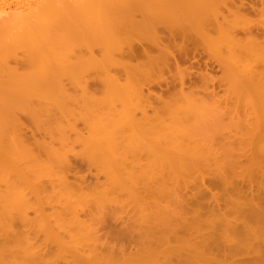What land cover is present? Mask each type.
<instances>
[{
    "label": "bare ground",
    "instance_id": "1",
    "mask_svg": "<svg viewBox=\"0 0 264 264\" xmlns=\"http://www.w3.org/2000/svg\"><path fill=\"white\" fill-rule=\"evenodd\" d=\"M29 1H20V3L23 4V6L25 2L29 5ZM2 2L3 1L0 0V55L5 51V49L9 50L10 48H13V51H17L16 48L25 47L24 49L26 50V52L28 50L29 52L36 54L35 58H37V60H35L34 63V74H32L33 72L30 71L32 74L29 75L31 76V80L26 79V76L23 75L24 72L22 74L23 76L19 74L23 77H19L20 80H18L16 78L17 76L15 75H13V77L10 76L11 80L10 77H8L10 81L13 82L12 79H14V83L18 84L14 86V83L10 82V84L14 86V88H11V85L3 80L2 74L4 72L6 73V71L8 70L10 71L7 72L8 75L13 73L11 69H13L17 74L15 70L16 67H8L10 64L7 66V62H4L11 60V57L9 60H2L4 56H0V115H5L4 118L6 119V116H8L9 112L8 108H14L13 113H15V111H17L16 109L18 108H20V110L24 109V105H27L29 103L27 102L28 99L26 100L25 98L29 95L26 96V94L28 92H31V95H33V91H35L37 94L38 92H48V89L50 88H48V85L51 83L50 81L54 80V77L56 79V81L54 80V82L56 83V85L59 84L60 86V88L58 87L59 89L57 90V92L59 91V95L56 94L55 98L62 96V98L60 99L62 100L61 102L63 104H61L63 106L60 105V103H57L59 107H65L66 110V108L69 107L67 106V103L71 105H73L72 102L75 105L76 103H81L83 105L80 104V107L83 106L82 109H86L85 111L87 113V116H91L90 118L94 117V114L99 116V113L103 112L100 111L102 109L101 107H104L103 109H107V107H109V109H111L112 111L109 109L107 110L108 112H111L108 113L106 112V110H104L102 116L101 114L99 117L95 116V119L87 118L85 116L86 113H84V116L87 118V120L90 119V121L86 120L87 122L82 120V118L84 119L85 117L83 116V113H81L82 111L80 112L82 115L81 120L85 124V129L88 131L87 134H89V137H91V140H88H90L91 142L93 141L94 144H92L94 145L93 147H95V151L91 147L92 145L89 144L90 146L87 147L90 149V151H94V153H92L96 155L97 158L100 159V161L102 159L105 161L102 162L107 163V167H109V178L113 176L111 180H114V178L116 177L113 183H119L118 186L122 185L123 183H126L128 185L129 183V186H127V188L125 189H128V191L134 197V200H136V205L140 210V215L137 220H140L132 222L133 217H130L131 220L128 219V221H131L134 226L141 231V234H139L136 238H132V240H134L138 244V250H136V253L130 254L126 250H121V255H116V252L113 250L104 253L102 250H100L99 240L101 236L99 235V233L101 229L104 230L103 227L105 225H103V223L101 222L96 224L95 220L93 219L85 220L82 219L80 215H76L78 214V212L74 207L75 204H72L73 206L71 205V207L69 208H67L68 206L66 204L64 205L67 206L66 208H64V211L65 209L66 211L67 209H72L76 212L73 213L72 210H69L73 213H71L72 217L69 216L70 218L66 216L67 218L63 219L62 216L64 215V211L62 212L63 214L61 213V211H59V213L62 214V216L60 215L62 218L54 217L52 215H47L45 217L41 215L43 212L40 211V209L37 210L36 205L38 204L37 207H39V205L40 207L42 206L40 200L42 199L41 197L43 195H39L41 197L37 196L40 192L44 191V186L39 182L43 181L45 176L48 177L51 171L52 173L56 171H53V166H51L53 169L52 170L51 167H49L48 165L46 166V163H44L45 165L42 164V161L49 151V154L53 155L51 152L53 150H48L49 147H46L45 145L43 146L44 154L41 152V154L39 155V152H36L35 148L40 146L39 149L37 148L38 150H40L42 142H40L41 144H39L38 141L35 142L34 139H32V141L34 142L32 144L29 140L30 138H26L23 134L24 132L22 133V130L24 131L25 128H19L18 125H13V129L11 130L17 129L18 127V132H14L15 135H12L11 139H13L14 136L18 137L17 140L20 143L14 138L17 142V144L16 142L15 144L20 147L19 148L18 146H16V149L18 147V153L20 155L21 153H23V157L21 158H23V160L25 158L26 161H23L22 166H19L21 164V159H16L15 157L11 156L12 154H10V152L8 153V151L11 150L8 146H11L9 144H12L10 142H12L13 140H11L10 137L8 138L9 135H6L7 129L5 128L4 130L3 127L5 126V124H3L2 126L1 123L3 122H1L0 175H2V172L6 168L4 158L7 154H10V160H14L15 158V161L13 162L12 160V162L16 166L14 164L11 165L10 163H8L9 166L11 165V167H17V164H19L16 168V170H18L17 173L19 174L17 175L16 173L15 177L19 176L20 171L24 169V173L26 174L27 178L31 179L33 183H30V185L29 183L27 185L25 184V188L29 190V192L22 187V190L21 188H18V193H15L17 188L15 189V187H13L12 185H8V183H6V181H3L4 179L0 177V184H2L0 185V187H3V183L5 182L8 186H10V189L5 185V183L4 185L9 190H11V192L8 191V189L4 186L3 188H5L6 190H1L2 195L0 194V264H53L52 261L50 262L51 259L49 258L51 250L49 247L50 245L56 246L57 248L62 250V253H64L65 255H69H67L68 259L66 260L67 262L65 264H136L134 263V261H137L138 263L141 262L142 264H264V207L257 202L256 195L252 188L253 185L251 180L255 174L256 177H259V179L262 178V180L260 179V181L264 183V141L260 142V140H264V134L260 133L261 129H264V122L262 123V120L264 121V115L261 113L264 109V9L261 10V14H263V17L261 16L262 19L260 20L261 23L259 22L258 24H255V21L248 19V14L250 12L257 14V8L254 5V2L253 4L249 5L245 0H31L30 3H34L30 4L28 8L27 6H25L27 9L21 12H16L19 10L17 9L18 6L20 7L21 5L20 3H17L19 5L16 6L17 10L14 8L16 11H14L13 13H11L10 11L5 13L7 8L4 10L3 7H1ZM257 2L259 4H263L264 0H257ZM250 3L252 2L250 1ZM146 9H148L147 17L150 19V21H147L149 19L144 17V20L142 19L138 21L139 19H136V14L139 13L137 15L142 16V11L146 12ZM259 9L260 8H258V10ZM8 10H11V8ZM7 13L9 15L5 16ZM141 21H146L148 25L145 26L144 23H140ZM65 27H67L68 29L65 30ZM56 28H60L61 30L64 29L63 31L68 35L62 33L63 36H61V34L60 38L59 35L57 37V35L55 34V30H57ZM145 32H148L149 37L143 40L139 38L140 36L137 37L138 34ZM130 34L131 37L129 36ZM240 35H244L243 38ZM127 36H129L130 38H127ZM67 38L70 39V42L72 41L71 44L68 42L70 46L76 44L74 41H76L77 39L78 42L80 40H85L88 42L89 46L86 44L84 45L88 46V49L90 48V55L87 60L86 58H84L85 65L84 67H82V71L88 69L86 68V64H89L90 66L92 65L93 69L97 68V72L99 71L98 69H100L101 71L102 66H100L99 64L98 68L96 58L94 57V55L97 54L94 53V46L101 48L100 51L103 49L107 58L104 57V55L102 54L103 52H98L101 53L100 55H102L104 59L106 58L109 60L108 55L111 56L115 51L114 54L116 53L117 56L121 55L122 58L126 57L125 55H127L126 59L129 58L130 60L131 58V62L134 59L137 60V58L139 57L140 59L142 58V61L136 63V65H132L129 63L127 64L128 66L126 64L124 65L123 63L124 66L128 67H123L124 70L126 69V71H123V69H121L122 65H120V70L125 72L126 75V78L124 79L125 81L123 82L120 81V77L116 75V72H114V74L111 73L112 70L109 71V69L107 68L108 72H106L104 69L107 75L102 73L101 75L105 79L100 78V81L104 80V82L102 81L104 83L103 89L102 87L100 89V85H97V88H99L98 90H96L97 88L95 89L96 92H93L94 88L92 89V92L94 94L96 93V96H94L92 93L91 94L93 96L90 95V93L89 95L88 93H82L81 96L83 98L80 97V94L74 96V94H76L75 92L74 94H71L68 91L70 88H65L64 84H66L67 81L65 80V82L62 79L63 76H59V74H61L60 72H58L60 68L55 65L56 63L54 64L51 62V59H53L54 57L51 54L55 55V49L53 50L54 47L52 46L54 45V40L61 39L60 42L62 40V42H64V39H66V41L68 40ZM180 39L182 40V43L176 42ZM145 40L147 41V43H150H148L149 47L152 45L150 47L151 49L145 47V45L143 44V42H146ZM81 41L79 45H76L82 47L81 44H83V42ZM58 44L61 43H59L58 41ZM76 45L75 47H77ZM75 47L74 51H79L75 49ZM152 48H154V50H156L157 52H154ZM11 50L12 49H10L9 51L11 52ZM61 51L59 50L60 55L62 56ZM86 51L88 52V50ZM122 54L125 55L123 56ZM60 55H55L59 57H56L58 60H60ZM69 56L70 57L67 60H70L71 57L74 58V56ZM75 56L78 57V55L76 54ZM196 56H199L201 58H203V56H207L208 58L207 60H202L200 58L197 59ZM24 57L25 56H23V58ZM83 57L80 58L82 59ZM120 58L121 57L117 59ZM16 59L17 58L13 59V62L15 60V62L17 63L18 59L17 61ZM110 60L113 61L111 57ZM54 61L56 60H53V62ZM62 61H65V59L63 60L62 58ZM74 61L68 62L70 64L67 63L66 69L63 66L64 70L67 71H64L62 67L61 69L67 73L68 71L70 73L72 71V74L76 71L80 72L81 70L76 69L77 65ZM9 62H12V60ZM73 62L76 66H69L72 65ZM104 62L105 61L103 60V65ZM29 63L33 64L31 60ZM82 63L78 62V65L81 66L80 64ZM125 63H127V60ZM194 63H196L198 67L195 69L204 70L202 69V67L205 68V72H199V77H197L199 79L202 77L200 80L205 78V80H203L204 82H209L206 80V77H208L206 76L207 74H205L208 73L206 71L214 70L213 67L215 66H217L218 69L222 71L223 76L218 78L219 80L217 78H213V76H210V72L208 77V80H210V82L215 79V83L217 80L220 83H224V85L226 86V92L224 93L225 95L222 96L223 99L222 97H220L222 100L218 97V94L215 91L212 92L214 93V95L215 93L217 95H210L209 99L207 98L208 101L204 99L205 97L202 98V95L199 96V93L195 96V94L191 90L190 92L184 91L185 87L188 88V86L192 85L193 87L194 84L196 85V83L192 84V82H196L192 78L194 77V79H197L195 78V71L191 72L192 67H194ZM107 64H110V62L108 63L107 61ZM181 64H185L186 66L187 64H190V67L182 68L180 66ZM94 65L97 66L94 67ZM129 65H132L131 69L129 68ZM53 66H55L56 68ZM30 69H32V67H29V70ZM172 69L176 70V74H173L172 80H169L171 79V77L166 78L164 77V75H166L167 72L169 74H172ZM90 70L92 72L91 68ZM27 71L28 69L25 72ZM117 71H119V69ZM79 72H76V74H78ZM81 72L78 74L79 76L75 74L74 78H81L80 76L84 78V74H82ZM19 73H21V70L19 71ZM67 73L62 75L65 76ZM70 73L69 75H66L68 79L65 77V79H67L68 81L71 80L69 76H71L72 74ZM56 74L59 76L60 81L57 79ZM33 75L35 76V79H32V77H34ZM87 75H85V78ZM91 75L92 74H90L89 76ZM101 75L98 76L100 77ZM155 75L158 79H155ZM29 76L27 77L29 78ZM210 77H212V79ZM51 78L53 79L51 80ZM71 78L73 77L71 76ZM62 81L65 82L63 86H61ZM54 82L52 84H55ZM190 82L191 85L189 84ZM163 84H166L167 87H181L180 91L178 90V93L177 91H175L177 94L175 92L173 94H168H171L170 98H173L169 100L168 97V100L165 103L166 105L162 103V105H164L165 107L164 110H175L180 108V106L182 105V109L184 108L189 110L193 105L194 107L192 109H194L195 107H197V109L198 107L199 109H205L206 107V109L212 110L213 108V110H216L217 108L221 107L222 112L223 108H225L224 112L222 113L223 118L225 116L231 118L233 115L232 113H234L233 117L235 115L236 117H238L237 122H235L236 125L234 124V128L237 132L234 129L229 132L228 129L226 127L225 128L230 134L231 132L237 133L235 136H232V142L235 141L236 144H234V142L233 144L238 147L240 146L241 148L239 147V150L241 151H238L236 153V147L234 148V145L230 144L231 142L228 141L229 147L233 153L229 151L231 155L229 154L230 156L226 157L225 153L222 152L221 154L223 155L219 156L220 153L218 154L217 148L213 147L212 145L215 139H212L211 142V140L209 141V138H205L204 140L202 137H197L201 133L200 129H202L203 126H200L202 124L200 125L198 123L197 125V122L191 123L190 121L189 123L182 122L188 124L186 125L185 129H183V124L181 123V121H175L177 120V116L174 117L173 115H176L180 109H178L177 112L173 111L175 113L173 115L171 114L172 116L170 118H167V120L163 118L164 116H161L162 112L160 110L159 111L161 112V115H159V113H157L156 115H149L147 110L148 108L145 106V104L148 105V100L151 97L149 96V94L144 95L145 92L143 91V88L154 85L160 86L161 88ZM205 84L208 85V83ZM7 87L10 89L8 90ZM88 87L89 86H87V90ZM79 88L81 90V87ZM99 89L102 90V92L104 91L103 93L101 92L102 96L105 95L104 97L101 96L102 99H100L99 95L97 94L99 93L98 91H100ZM35 92V95L33 96H35L34 98H37ZM19 95L20 97L22 96L25 98V104L23 103L24 101L22 102L23 108H21L22 104L17 99V96ZM49 95H51V97H49L52 99V93ZM89 96L91 97L89 98ZM97 96L99 99L97 98ZM160 98L163 99V96H160ZM50 100H45L46 102L44 104V107L42 106L41 109L45 108V106L47 107V104L49 103H47V101ZM36 101L38 102V100ZM40 101H42V99ZM231 101H234V103L232 102V104H234L233 106H229V102ZM245 101L248 102H246L245 104L249 105V109H247L246 112H248L249 110L250 115H248L249 113H245L246 116L244 115V117L246 122L249 123L243 122L244 119L242 117V111H239L240 106H243L241 105V103ZM7 102H9L10 104L7 105ZM16 103H20L21 106ZM211 103L213 104L211 105ZM219 103L223 105L220 106ZM64 104H66L67 107ZM103 104L108 105L106 107V105L104 106ZM175 104L181 105L176 106ZM204 104L207 105L204 106ZM216 104H218L219 106ZM15 105H18L19 107H16ZM84 105H86L88 108H85ZM100 105L102 106L100 107ZM173 105H175L174 109L172 107ZM3 106H5L4 109L2 108ZM187 106L190 107L188 108ZM48 107H51L50 104L48 105ZM25 108H29V105ZM52 108L53 107H51V109ZM257 108H259L258 111L262 109L261 112H256ZM12 109H10V112H12ZM46 109L41 110V112L46 111L45 113L48 114L47 111L49 110ZM88 109H91L94 112H89ZM66 111L65 113H67ZM180 111L179 113H182ZM68 112L71 113L70 110ZM190 112L192 111L190 110ZM90 113H92L93 115H90ZM138 113H141V115L139 114L140 117ZM183 113L185 114V112ZM260 113L263 116H261L262 118L260 117ZM72 114L74 115V113ZM186 114H188V112ZM248 116H250V118L252 116L254 120H251ZM8 117L10 118V116ZM250 121L254 122L250 123ZM10 122H12V120ZM10 122H8V124ZM17 122L19 124V121ZM77 122H79L78 119ZM75 124L76 123H73V125ZM20 125L21 124H19V126ZM70 125L73 126L72 124ZM217 126L214 125V127ZM67 127L69 126L67 125ZM75 127L77 126L75 125ZM20 130L21 133H19ZM68 130H70V128ZM225 131L226 130L223 129V132ZM189 132H191L192 135H190L191 133ZM208 134L210 135V133ZM261 134L263 135V139L261 137ZM212 135L213 134L211 133V138H213ZM61 136L60 138H63ZM5 138L10 139L11 141ZM79 138L81 139L80 135ZM6 140L8 141V143H6ZM59 140V143L63 141L62 139ZM206 140H208V143L211 142V144H207L205 142ZM80 143H82L83 145V142ZM259 143H263L262 146L259 145ZM257 144L259 146H257ZM224 145L226 146V144ZM32 146H34L35 148H33ZM256 147L258 149H256ZM16 149H14V151L11 150V153H17ZM235 149L236 151H234ZM20 150H22L23 152H21ZM59 151L60 150H57V152ZM59 153H56L59 157L54 154V157L56 156L58 160H60V157L62 156L60 155L62 152L60 154ZM42 154L44 157L42 156ZM90 154L91 152L89 153V155ZM224 155L225 157H223ZM41 156L43 157V159H41ZM8 157H6V159ZM46 158H48V161L51 160H49V157ZM60 161L67 167H65L66 169L64 168L65 172L64 170L56 171L58 172L57 177L60 185L62 186V189L65 191H69V193L71 191L70 194L67 193L66 195L70 196L72 193H75L74 191L76 190L81 191L83 189H86V186L85 188L79 186L78 188L80 189L75 188L74 186H76L77 184L75 185V183L72 184V182H69L70 176L68 174V169L71 167L73 168V165L69 160L67 161L66 158L64 160L62 158ZM95 161L99 163L98 159H96ZM43 162L47 161L44 160ZM97 162L95 163L97 164ZM25 163H29V165H25ZM234 163L236 165H234ZM52 164H54V162ZM226 167L231 168L228 174L227 171H225ZM18 168H22V170ZM8 169L11 170L10 168ZM12 170L11 172L13 173L14 170ZM43 170L51 171L46 172L45 174V172H42ZM15 172L16 171H14V173ZM36 172L37 175L39 174L38 172H40L38 177H40L42 180L36 179ZM9 173L6 174L11 175V173ZM47 173L49 174L47 175ZM103 173L107 174V172ZM151 173L154 174V177L152 176L153 174L150 175ZM53 174H51L49 177L53 176ZM150 176H152L153 178H150ZM180 176L183 178L182 183H184V185H186L187 179L192 176L200 179L202 183L201 187L205 191H201L198 196L194 197L196 198V200H198L199 196L202 200L205 199V197H209L212 202L209 204L207 203V206L205 207H200L196 200L192 202L179 201V205L174 209L166 207V209H163L162 207H160L158 204V201H160L159 196L164 198L165 196L173 194L174 191L180 189L178 186L179 183L177 184V182L179 181L178 178ZM12 177L15 179L13 175ZM19 179L20 178L17 177L16 181H19ZM45 179L48 180L49 178ZM167 180H169L170 184L173 183V186L168 185ZM48 181L51 184V181ZM172 181H176V185ZM108 182H110V180H108ZM116 185L113 184V188L111 190L107 188L105 189L107 191L109 190L108 192H111ZM16 186L18 187V185ZM220 186L224 188L226 192L225 196L213 193L212 188L217 189L220 188ZM260 186H263L264 191V184ZM2 187L0 189H2ZM50 188L56 191L57 186L55 188ZM121 189V191H125L124 188ZM5 191L8 194V198L6 199L5 197L7 196V194ZM113 192L115 193L117 192V190ZM9 193L14 194L10 195ZM56 193L53 194L55 195ZM30 194H32L33 196L36 194L35 197H32V195L31 197L33 199L37 197V204L36 202H34V200L29 198ZM227 194L228 196H230L229 198L226 197ZM54 195L53 197L51 195V201L55 198ZM11 196L12 199L10 198ZM55 196H58V193ZM63 196H61V198H67V196ZM151 198L156 200H154V202H157L155 206V208L157 207V209L153 208V210L152 208H150L148 200ZM5 200H7L8 203L5 202ZM29 200L33 201L35 206L32 205L33 203H31ZM78 200L80 199L78 198ZM48 201L49 203L51 202L50 199ZM17 203H19V205ZM52 203H50L51 206H48L51 208L53 206L54 208L59 206L57 202V204H55L57 206L52 205ZM61 203L62 202H60V204ZM63 204L64 203H62V205ZM83 205L85 204H82V206ZM10 206L14 208L12 209V213H14V211H22L23 215L20 216L21 218L19 219V221H21L20 224L22 225V227L19 228V225L16 224V222L19 223L18 221H16V219L18 220V218H14V220L13 216L8 213L9 209L11 211ZM26 206L27 208L33 206L30 208L31 210H33L34 208L37 212H40L39 219L38 217H36L35 219H38L37 221L33 219L34 223L31 222L32 219H28V211L27 213L26 211H24V208L25 210L27 209ZM79 206V208L82 209L81 204ZM158 206L162 209H158ZM22 207H24L23 210L21 209ZM88 208L89 207H87V210L90 209ZM194 208L195 210L193 211L192 209ZM61 210H63V208ZM68 212L67 214H70ZM88 212H86V214H88ZM16 214L18 216L19 213H15V215ZM133 221H135V219ZM28 224H30V226H28ZM26 225L30 228V230L32 229L31 227L35 228H33L34 230L32 229L31 232H29L30 230L28 229V227L26 228ZM22 229L23 231H21ZM117 233H119L122 237H126L129 234L128 231H123L122 228ZM82 234H84V237H86V241H84V237H82ZM121 239L122 241L127 240V238ZM82 242H84V244H81ZM85 243L87 244L85 245ZM90 244H92V246ZM83 245L87 246L88 249L90 248L88 250V253L86 252V250L84 251L86 247L84 248ZM79 250H83L82 253H80ZM76 252L78 254L77 256H75Z\"/></svg>",
    "mask_w": 264,
    "mask_h": 264
},
{
    "label": "rangeland",
    "instance_id": "2",
    "mask_svg": "<svg viewBox=\"0 0 264 264\" xmlns=\"http://www.w3.org/2000/svg\"><path fill=\"white\" fill-rule=\"evenodd\" d=\"M3 2H2V5H1V7H3V9L5 10L6 8H7V10L5 11V13L6 12H8V11H10L11 13H13L14 11H16L17 9H19L18 11H16V12H21V11H24V10H26L27 8H28V6L30 5V4H33L34 2H31L30 3V1L29 0H20V1H29V5L28 4H26V2L24 3V6H23V4H21L20 3V1L19 0H2ZM8 3H6V2ZM35 1V0H34ZM53 1V0H52ZM54 1H56V0H54ZM246 1V3L247 4H253V2H254V5L256 6V8H257V14L256 13H253V12H250L249 14H248V19H250V20H252V21H255L256 23L255 24H258L259 22L261 23V19H262V17L264 16L263 14H261V10L262 9H264V3L263 4H259L258 2H257V0H250L252 3H250V1L249 0H245ZM16 2V3H15ZM6 3V4H5ZM9 3H10V5H9ZM13 3V4H12ZM17 3H20L21 5H20V7L18 6V8L16 7L17 5H19V4H17ZM28 3V2H27ZM55 3V2H54ZM15 4V5H14ZM13 5V6H12ZM8 6V7H7ZM25 6H27V8L25 7ZM262 7V8H261ZM11 8V10H8V9H10ZM16 10H15V9ZM21 8V9H20ZM258 8H260L259 10H258ZM12 9H14V10H12ZM143 12V15L142 14H140V15H142V16H138L137 14H139V13H137L136 14V19L138 20V21H140V20H142L143 19V17L144 18H148L147 17V15H148V9H146V12L145 11H142ZM10 13V14H11ZM256 14V15H255ZM7 15H9L8 13L5 15V16H7ZM263 15V16H262ZM3 16H4V14H3ZM262 16V17H261ZM149 19V18H148ZM144 20V19H143ZM145 20H147V19H145ZM147 21H150V19L149 20H147ZM140 23H144L145 24V26H147L148 25V23L146 22V21H141ZM260 25V24H259ZM64 27V26H63ZM57 29V28H56ZM63 29V28H62ZM68 28L67 27H65V30H67ZM64 30V29H63ZM63 30H61L60 28H58L57 30H55L56 32H55V34L57 35V37H58V35H59V38L61 37V36H63V34L62 33H65ZM68 32V31H67ZM53 33H54V30H53ZM165 33V32H164ZM62 34V35H61ZM65 34H67V33H65ZM61 35V36H60ZM68 35V34H67ZM71 36V35H70ZM70 36H69V38H70ZM130 37H131V34L129 35ZM129 36H127V38H130ZM138 36H140L139 38L141 39V40H143V39H145V38H147V37H149V34H148V32H145V33H141V34H138L137 35V37ZM152 36V35H151ZM242 38H243V36L244 35H240ZM67 37V36H66ZM151 38V37H150ZM68 39V38H67ZM149 39V38H148ZM61 40V39H60ZM60 40H54V45H52L53 47V50H54V53H55V55H60V52H59V50L61 51V50H63V51H61L62 53V56L60 55V60H58L57 58H59L58 56H55L54 54H51V55H53L54 57H53V59H51L52 61V63H56L55 65L58 67V68H60L59 70H61V71H59L58 69V72H60L61 74H59V73H57V74H59V76H63V80L66 82V84H64L65 82L64 81H62V85L61 86H63V84L65 85V88H70L68 91L71 93V94H74V92L76 93V94H74V96L75 95H79L80 94V97L81 98H83L81 95H82V93H88V95H89V93H90V95H94V96H96L93 92H96L95 91V89L97 88V85H100L99 87H100V89H101V87H102V89H103V86H104V80H101L100 81V78H104L101 74L103 73V74H105V75H107L106 74V72H108L107 71V68L109 69V71L110 70H112V72L111 73H114V72H116V75L117 76H119L120 77V81H125L124 79L126 78V75H125V72H123V71H126V69L124 70V68H128V67H126V66H124L125 64L127 65V64H132V65H136V63H139V62H141L142 61V58L140 59V57L139 58H137V60L136 59H134L132 62L130 61L131 60V58H130V60H129V58L128 59H126V57H127V55H125V54H122L123 56L125 55L126 57H123V58H125V59H123L122 58V56L121 55H119V56H117V54L115 53L114 54V52H113V54L111 55V56H109L108 54V58H109V60H110V57H111V59H113V61L112 60H108V59H106L107 57H106V54L104 53V51H103V49L100 51V49L101 48H98V47H93L94 49H95V51H94V53H97V54H95L94 55V57L96 58V61H97V65H98V68H99V64H100V66H102V68H101V71H100V69H98L99 71L98 72H100V73H98L97 72V68H94L93 69V67H92V65L90 66L89 64H86V68H88V69H84L85 71H82V67H84V65H85V62H84V58H86V60H87V58H89V49H88V42L87 41H85V40H83V41H81V42H83V44H81L82 45V47L81 46H77V45H79L80 44V41L78 42V39L76 40V41H74L76 44H74V43H72V44H74V45H69V43L71 44V42H70V39H68L67 41H66V39H64V42H60ZM58 41H59V43H61V44H58ZM146 41V40H145ZM176 41V40H175ZM69 42V43H68ZM176 42H181L182 43V40L180 39V40H178V41H176ZM63 43V44H62ZM65 43V44H64ZM90 43V42H89ZM149 43V42H148ZM147 43V41L146 42H143V44L145 45V47H147L148 49H151L150 47L152 46H150L149 47V44ZM84 44H86V45H88V46H85ZM92 44V43H91ZM59 46V48H58V46ZM63 45H65V46H63ZM68 45V46H67ZM75 45L78 47H75ZM178 45V44H177ZM73 46V47H72ZM85 46V47H84ZM127 46V45H126ZM64 47V48H63ZM70 47V48H69ZM72 47V48H71ZM74 47H75V49H77V50H79V51H74ZM25 48V47H24ZM24 48H22V47H20V48H16L17 49V51L15 50V51H13V48H10V49H12L11 50V52L9 51V50H7V49H5V51L3 52V53H5V54H1L2 56H4V58L2 59V60H4V59H6V60H9L10 59V57H11V60H12V62H9V61H11V60H9V61H4V62H7V66L8 67H11V68H15V70H16V72H17V74L14 72V70L13 69H11L12 70V72L13 73H11V74H7V72H10L9 70L8 71H6V73L4 72L2 75V77H3V80H5L6 82H8L9 84H10V82H12V81H10L11 80V77H13V75H15V76H17L16 78L18 79V80H20L19 79V77H22L23 75L24 76H26V79H29V80H31L30 79V77L31 76H29V75H32V74H34V71L33 70H35V60H37V58H35L36 57V54L35 53H32V52H29L28 50H27V52H26V50L24 49ZM52 48H51V50H52ZM57 48V49H56ZM62 48V49H61ZM80 48V49H79ZM87 48V49H86ZM99 50H98V49ZM15 49V48H14ZM72 49H73V51H72ZM85 52H83L82 50ZM88 50V52L86 51V50ZM153 50H154V48H152ZM71 50V51H70ZM126 50V49H125ZM13 51V52H12ZM20 51H21V53H20ZM58 53H57V52ZM83 53H82V52ZM98 51H100L103 55H104V57H106L105 59H104V57L102 56V55H100L101 53H99ZM15 52V53H14ZM53 52V51H52ZM72 52V53H71ZM76 52V53H75ZM79 52V53H78ZM93 52V51H92ZM154 52H157L156 50H154ZM6 53H7V55H6ZM12 54V56H11V54ZM18 53V54H17ZM51 53V52H50ZM71 53V54H70ZM74 53V54H73ZM8 54H9V56H8ZM22 54V55H21ZM24 54V55H23ZM66 54H67V56H66ZM75 54L76 55H78V57L77 56H75ZM79 54H80V56H79ZM87 56H86V55ZM0 55V56H1ZM19 55V56H18ZM26 55H27V57H26ZM65 55V56H64ZM69 55H71V56H74V58L73 57H71L70 58V60H67L70 56ZM82 55V56H81ZM100 55V56H99ZM7 56V57H6ZM23 56H25L24 58H23ZM84 56V57H83ZM14 57V58H13ZM52 57V56H51ZM57 57V58H56ZM67 57V58H66ZM80 57H83L82 59L80 58ZM113 57V58H112ZM119 57H121L120 59H123V60H120V59H117V58H119ZM2 58V57H1ZM15 58H17L18 59V62L16 63L15 62V60H14V62H13V59H15ZM55 58V59H54ZM62 58H63V60L65 59V61H62ZM81 59L82 61H83V63H82V61L81 60H79V59ZM196 58L197 59H202V60H207V56L205 57V56H203V58H201V57H199V56H196ZM17 59H16V61H17ZM34 61H33V60ZM78 60V62L79 63H82V64H80L81 66H79L78 65V62H77V60L76 61H74V60ZM99 59V60H98ZM117 59V60H116ZM138 59H139V61H138ZM30 60L32 61V63L34 64H30L29 62H30ZM53 60H56V61H54L53 62ZM103 60L106 62H104V65H103ZM126 60H127V63H125L126 62ZM58 61V62H57ZM72 61H74V62H76V65H75V63L73 64L72 63V65H69V66H73L74 67V65L77 67L76 69H78V70H81L80 72L82 73V74H84L83 76H84V78L82 77V76H80L81 78H77V79H75L74 78V76H75V74H76V72H79V71H76L75 73H73L72 74V71H71V73L68 71V73L67 72H64V71H67V70H64V68H63V66L65 67V69H66V66H67V63L68 62H72ZM81 61V62H80ZM99 61H101V62H99ZM107 61H108V63L110 62V64H107ZM138 61V62H137ZM9 62V63H8ZM60 62H61V64H60ZM64 62V63H63ZM99 62V63H98ZM113 62H115V63H113ZM111 63H112V65H111ZM123 63H124V65H123ZM68 64H70V63H68ZM33 65V66H32ZM53 65V64H52ZM83 65V66H82ZM97 65H94V67H96ZM110 65V66H109ZM120 65H122V67L120 66ZM132 65H129L130 67V69H131V67H132ZM190 64H187V66L185 65V64H181L180 66L182 67V68H185V67H190L189 66ZM109 66V67H108ZM128 66V65H127ZM214 66V65H213ZM29 67H32V69H30L29 70ZM53 67H55V66H53ZM61 67H62V69L64 70H62L61 69ZM120 67H121V69H123V71H121L120 70ZM124 67V68H123ZM19 68V69H18ZM21 68V69H20ZM56 68V67H55ZM90 68L92 69V72H91V70H90ZM116 68H117V70L119 69V71H117L116 70ZM195 68H198L197 67V64L196 63H194V67H192V71L191 72H193V71H195L194 72V74H196L195 75V78H197V77H199V72H205L204 70H205V68L204 67H202V69H204V70H199V69H195ZM18 69V70H17ZM28 69V71L27 72H25L26 70ZM104 69H105V71H104ZM213 69L214 70H209V71H206V72H208V73H205V74H207L206 76H208L209 77V72H210V76H213V78H220L221 76H223L222 74V71L221 70H219L218 69V67L217 66H215V67H213ZM21 70V73H19V71ZM56 70V71H57ZM74 70V69H73ZM95 70V71H94ZM103 70V71H102ZM191 70V69H190ZM33 72L32 74H31V72ZM23 72H24V74H23ZM79 72V73H80ZM86 72V73H85ZM87 72H89V73H87ZM94 72H95V74H96V76H97V78H96V76H95V74H94ZM197 72V73H196ZM15 73V74H14ZM65 73H67L66 75H69V73L70 74H72L71 76L73 77V78H71V76H69L70 77V79L71 80H69V81H71V82H69L67 79H68V77H66V75L64 76V75H62V74H65ZM78 73V74H79ZM98 73V74H97ZM110 73V74H111ZM127 73V72H126ZM166 73V72H165ZM199 73V74H198ZM202 73V74H203ZM19 74H23L22 76H20ZM56 74V75H57ZM78 74H76V75H78ZM82 74H80V75H82ZM88 74V75H87ZM90 74H92L91 76H93V77H91V76H89ZM109 74V73H108ZM115 74V73H114ZM113 74V75H114ZM119 74V75H118ZM122 74V75H121ZM173 74H176V70H173L172 69V74H169L168 72L166 73V75H164V77H168V78H170L171 77V79H169V80H172V75ZM194 74H193V76H194ZM85 75H87L86 76V78H85ZM98 75H101L100 77L98 76ZM11 76V77H10ZM27 76H29V78L27 77ZM34 76V75H33ZM54 76V75H53ZM59 76L57 75L56 77H57V79L60 81V78H59ZM79 76V75H78ZM8 77H10V80H9V78ZM65 77L67 78V79H65ZM91 79H90V78ZM155 77H156V75H155ZM154 77V78H155ZM208 77H206V80L207 81H209L210 82V80H208L209 78ZM5 78V79H4ZM16 78H15V80H16ZM23 78V77H22ZM202 78V77H201ZM200 78V79H201ZM211 79H212V77H210ZM32 79H35V76L34 77H32ZM53 78H51V80H52ZM61 79V80H62ZM80 79V80H79ZM84 79V80H83ZM105 79V78H104ZM122 79V80H121ZM155 79H158L157 77L155 78ZM162 79V78H161ZM194 81H196V82H192V84L193 83H196V85L194 84L193 85V87H192V85H191V82L189 83L191 86H188V88H184V91L185 92H190V90L191 91H193V93L195 94V96H196V94H198L199 96H201L202 95V98L203 97H205L204 99L205 100H207L208 101V99H209V97H210V95H214V93L212 92V91H215L217 94H218V97L220 98V97H222L223 95H225L224 93L226 92V86L224 85V83H220L219 81H217L216 80V83H215V79L212 81V82H210V84H209V82H204L203 80H205V78L204 79H202V80H200L199 78H197V79H194V77L192 78ZM13 80V82L12 83H14L15 81H14V79H12ZM54 80L56 81V79H55V77H54ZM54 80L53 81H50L51 83L48 85V88L50 89V91H51V93H52V99L50 98L51 97V95H49V94H51L50 93V91H49V89H48V92L47 91H45V92H38V94L35 92V91H33V95H35L34 94V92L36 93V97L38 98H34L35 96H33V95H31L32 93L31 92H28L27 94H26V96L27 95H29V96H27V97H25L26 98V100H27V102H29L27 105H24L25 107H27L28 105H29V108H25L24 107V109H21L20 110V108H18V109H16L17 111H15V113H13L14 112V108L12 109V107L10 108V109H12V112H10L11 110L8 108V116H10V118L8 117V116H6L7 118V120L4 118V116L5 115H3V114H1V115H3V116H1V119H0V123L1 122H3V123H1L2 124V126H3V124H5V126H3L4 127V130H5V128L7 129L6 131H7V133H9V134H7L6 133V135H9L8 136V138L10 137V139L12 138L11 136L12 135H15V133H17L18 132V127L20 128V127H24L23 129H24V131L22 130V133L25 135V137L26 138H30L29 140L31 141V143L33 144L34 142L32 141V139H34V141L36 142V141H38L39 142V144H41L40 142H42V144H41V148H40V150H38L39 149V147H34V146H32L33 148H35V151L36 152H39V155L41 154V152L44 154V152H43V146H45L46 145V147H49L48 148V150L49 149H51V150H53V151H51L52 152V154L53 155H50L49 153H50V151L48 152V154H46V155H48V156H46L45 155V157L43 156V154H42V156L44 157V160L45 161H47V162H54V164H52V163H47V162H43L42 161V164H44V163H46V166L48 165L49 167H51V166H53V169H52V167H51V169L53 170V171H59V170H61V171H63L64 170V168L66 167L60 160L63 158V160L66 158V160L68 161H70V163L73 165V168L71 167V168H69L68 170H69V172H68V174H69V176L71 177H69L68 175V177H69V182H72V184H74L75 183V185L76 186H74L75 188H78L79 186H81L82 188H85V186H86V189H83V190H76V191H74L75 193H72L70 196H68V195H66L67 193L68 194H70L71 193V191H70V193H69V191H65V190H63L62 189V186L60 185V183H59V181H58V172H53L52 173V171L50 172V171H48V170H46V171H42V172H45V174H46V172H50V175L51 174H53V176H51V177H47V176H45V178H49L48 180H50L51 181V184H50V182L48 181V180H46L45 178H44V176H43V178H44V180L43 181H40L39 183L41 184V185H43L44 186V191L43 192H40L39 194H38V196L37 197H41L42 195V199L40 200L41 201V205L42 206H44V207H40V205H39V207H37V200H36V198H32V197H35L36 196V194L33 196L32 194H30V197L29 198H31L32 200H34V202H36V209L37 210H39L40 209V211H42L43 213L41 214V215H43L44 217L45 216H47V215H52V216H54V217H60V218H62L63 217V219H66L67 217L66 216H68V218H70V217H72V214L73 213H76L75 211H73L72 209H69V210H72L73 211V213L72 212H70L68 209H67V211H66V209H65V211H64V208H66L67 206V208H69V207H71V205L72 204H75L74 205V207L76 208V210H77V212H78V214H76V215H80V217L82 218V219H85V220H89V219H93V220H95V223L96 224H98L99 222H101V223H103V225H105L104 227H103V229L104 230H102L101 229V231H100V233H99V235L101 236V238H100V240H99V246H100V250H102L104 253H107V252H109V251H111V250H113V251H115L116 252V255H121L120 254V252H121V250H126V251H128V253H130V254H134V253H136V250H138V247H137V243L134 241V240H132V238H136L139 234H141V231L137 228V227H135L134 226V224L132 223V222H136V221H139V220H137V218H139V215H140V213H139V207H137V205H136V200H134V197L132 196V194L128 191V189H125V188H127V186H129V183H128V185L126 184V183H123L122 185H120V186H118V184L119 183H113L114 182V180L116 179V177L114 178V180H111L112 178H113V176H111L110 178H109V170H108V168L109 167H107L108 165H107V163H104L105 161L104 160H102L101 159V161H100V159L99 158H97V156L96 155H94L93 153H94V151H95V147H93L94 145V143H93V141L91 142L90 140V138L91 137H89L90 135L89 134H87L88 133V131L85 129V124L82 122V120L83 121H85V122H87V121H90V119H95L96 117H99L100 116V114H101V116H102V113H104V110H106V112H108V110L107 109H109V107H107V105L108 104H105L106 105V107H107V109H103L104 107H101L102 105H100V107L103 109H101L100 111H103L102 113H99V116H97L96 114H92V113H90V115L92 114L94 117H92V118H90L91 116H87V113H86V109L85 110H83L82 109V107L83 106H81L80 107V104L79 103H76V105L72 102V104L73 105H71V104H68L67 103V106H69V107H67L66 106V104H64L67 108H69V109H67L66 108V110H70L71 111V113L70 112H68V111H66L65 110V107H59L58 106V104L57 103H60V105H62L63 103L61 102L62 100L60 99V98H62V96L61 97H58V98H55L56 97V94H58L59 95V91L57 92V90L60 88V86H59V84L58 85H56V83L54 82ZM74 80V81H73ZM90 80V81H89ZM96 80V81H95ZM160 80V79H159ZM219 80V79H218ZM98 81V82H97ZM103 81V82H102ZM55 83V84H52V83ZM69 82V83H68ZM90 82V83H89ZM189 82V81H188ZM60 83V82H59ZM100 83V84H99ZM163 83V82H162ZM204 83V84H203ZM205 83H208V85L207 84H205ZM212 83V84H211ZM16 84L17 83H14V86H16ZM52 84V85H51ZM89 84V85H88ZM188 84V85H189ZM11 86V88H14V86L12 85V84H10ZM18 85V84H17ZM67 85V86H66ZM82 85H83V87H82ZM13 86V87H12ZM87 86H89L88 87V90H87ZM59 87V88H58ZM76 87V88H75ZM79 87H81V90H80V88ZM85 87V88H84ZM98 87V88H99ZM8 88V87H7ZM84 88V89H83ZM94 88V89H93ZM98 88L96 89V90H98ZM149 88V89H148ZM10 88H8V90H9ZM75 89H76V91H75ZM82 89H83V91H82ZM92 89L94 90L93 92H92ZM99 89V90H100ZM180 89H181V87L180 86H177V87H173V86H169V87H167V85L165 84H163L162 85V87L160 88V86H156V85H154V86H150V87H144L143 88V91L145 92L144 93V95H148L149 94V96L151 97L149 100H148V105L147 104H145V106L148 108L147 110H148V114L149 115H156L157 113H159V115H161V116H164L163 118L164 119H166L167 120V118H170L175 112H177V110L178 109H180V110H182V111H180V112H182V113H179V111L177 112V114L175 115H173L174 117L175 116H177L176 117V119L177 120H175V121H177L178 122V120L179 121H181V123L182 122H185V123H189V121L192 123V122H197V125H198V123L201 125L200 127H202V129H200L201 131V136H200V134H199V136H197L198 138L200 137H202L204 140H205V138H209V141L211 140V142H212V139H215L214 141H213V147H215V148H217V150H218V154H219V156H222L223 154H221L222 152H224L225 153V155H226V157H229L231 154L229 153V151H231V153H233L232 152V150L230 149V147H229V144H228V141H230L231 143L230 144H233V142H234V144H236V142L235 141H233L232 142V139H233V137L232 136H235L237 133H232L231 132V134L229 133L230 131H232V129H234L235 131H236V129L234 128V124H235V122H237V119H238V117H236V115L233 117V115H234V113H232L233 115H232V119L231 118H229L228 116L225 118H223V115H222V113L224 112V109L225 108H223V112H222V110H221V107L220 108H217L216 110L214 109L213 110V108L212 107H210V108H212V110L211 109H206V107H205V109L203 108V109H199V107H198V109H197V107H195L196 108V110H195V108L194 109H192L194 106L192 105L191 106V108L188 110V109H182L181 107L183 106H180V108H178V109H175V110H164L165 109V107H164V105H166L165 103H166V101L168 100V97H169V100L170 99H172V98H170L171 97V94L170 95H168L169 93H174L175 91H177V93H178V90L180 91ZM87 90V91H86ZM84 91H86V92H84ZM166 91V92H165ZM195 91V92H194ZM81 92V93H80ZM99 93H97L98 95H99V98L100 99H102L101 98V96H102V94H101V92H102V90H100V91H98ZM104 92V91H103ZM102 92V93H103ZM150 92V93H149ZM46 93H47V95H46ZM69 93V94H70ZM92 93V94H91ZM163 94V95H161V94ZM176 93V92H175ZM176 93V94H177ZM215 93V95H217ZM42 94V95H41ZM167 94V95H166ZM39 95V96H38ZM88 95H87V97H88ZM92 95V96H93ZM212 95V96H213ZM214 95V96H215ZM13 96V95H12ZM25 96V95H24ZM50 96V97H49ZM105 96V95H104ZM104 96H102V97H104ZM160 96H163V99L162 98H160ZM15 97V96H14ZM28 97H30V98H28ZM77 97V96H76ZM79 97V96H78ZM84 97H86V96H84ZM91 96H89V98H90ZM25 98L24 97H20V95L19 96H17V99H18V101H20V103L22 104V106L20 105V103H16V104H19V106H21V108H23V103L25 104ZM34 98V99H33ZM40 98V99H39ZM50 100V101H47V107H48V105L50 104V106L51 107H53L52 109H51V107H46L45 106V108H43V109H41L42 108V106L44 107V104H45V100ZM97 98H98V96H97ZM98 98V99H99ZM201 98V97H200ZM208 98V99H207ZM212 98H214V97H212ZM211 98V99H212ZM38 100V102L36 101V100ZM42 99V101H40ZM57 99V100H56ZM59 99H60V101H59ZM85 99V98H84ZM217 99V98H216ZM221 99V98H220ZM222 99H223V97H222ZM221 99V100H222ZM14 100V99H13ZM16 100V99H15ZM33 100V101H32ZM44 100V101H43ZM162 100V101H161ZM24 101V102H23ZM32 101V102H31ZM235 101V100H234ZM234 101H231V102H229V106H233L234 104H232V102L234 103ZM23 102V103H22ZM34 102H35V104H34ZM53 102V103H52ZM236 102V101H235ZM247 101H245V102H243V103H241V105H243V106H240V109H239V111H242V117H243V119H244V121L243 122H246V120H245V117H244V115H245V113H249L248 115H250V112H249V110H248V112H246L247 111V109H249V105L248 104H245ZM13 103V102H12ZM32 103V104H31ZM62 103V104H61ZM162 103L164 104V105H162ZM221 103V102H220ZM219 103V104H220ZM248 103V102H247ZM8 104H10L9 102H7V105ZM43 104V105H42ZM52 104V105H51ZM78 104V105H77ZM213 103H211V105H212ZM232 104V105H231ZM14 105V104H13ZM33 105H34V107H33ZM81 105H83V104H81ZM104 105V104H103ZM104 105V106H105ZM168 105V104H167ZM176 105V104H175ZM175 105H173L172 107H173V109L175 108ZM178 105V104H177ZM176 105V106H177ZM179 105H181V104H179ZM178 105V106H179ZM207 105V104H206ZM205 104H204V106H206ZM216 105H218V104H216ZM221 105H223V104H220V106ZM6 106V105H5ZM5 106H3L2 108L4 109L5 108ZM16 106V105H15ZM18 106V105H17ZM16 106V107H17ZM18 106V107H19ZM41 106V107H40ZM63 106V105H62ZM150 106V107H149ZM196 106H198V105H196ZM210 106V105H209ZM208 106V107H209ZM219 106V105H218ZM247 106V107H246ZM8 107H10V106H8ZM84 107L85 108H88L86 105H84ZM105 107V108H106ZM117 107H119V106H117ZM172 107H171V109H172ZM184 107H186V106H184ZM188 108L190 107V106H187ZM214 107V106H213ZM1 108V109H2ZM48 109L49 111H50V116H49V111H47L48 112V114L47 113H45V112H41V110H44V109ZM63 108H64V111H63ZM150 108V109H149ZM163 108V109H162ZM6 109H7V107H6ZM41 109V110H40ZM46 109V110H47ZM51 109V110H50ZM60 109V110H59ZM62 109V110H61ZM82 109V110H81ZM100 109V108H99ZM119 109V108H118ZM258 109L259 108H257L256 109V112H261V110H259L258 111ZM98 110V109H97ZM96 110V111H97ZM109 110H111V109H109ZM157 110H158V112H157ZM162 112H160V111ZM183 110H185V111H183ZM190 110L192 111V112H190ZM194 110V111H193ZM220 112H219V111ZM245 112H244V111ZM65 111L67 112V113H65ZM82 111V112H81ZM84 111V112H83ZM88 111L90 112V111H93V110H91V109H88ZM112 111V110H111ZM111 111H109V112H111ZM173 111H175V112H173ZM215 113H214V112ZM217 111V112H216ZM4 112V111H3ZM2 112V113H3ZM83 113V116H84V113H86L85 114V116L87 117V118H90L89 120H87V118L85 117L84 119L82 118V115H81V113ZM94 112V111H93ZM108 112V113H109ZM156 112V113H155ZM183 112H185V114L183 113ZM188 112V114H186ZM190 112V113H189ZM244 112V113H243ZM6 113H7V111H6ZM5 113V114H6ZM72 113H74V115H75V118H77L78 120H79V122H77V119H75L74 118V115L72 114ZM75 113H78V114H75ZM161 113V114H160ZM164 113V114H163ZM227 113H228V111H227ZM241 113V112H240ZM263 115H264V109L262 110V112H261ZM261 113H260V117L262 116L261 115ZM14 114H15V116H14ZM141 115V113H138V115ZM172 114V115H171ZM215 114H218V115H215ZM47 115H48V117H47ZM78 115H80V116H78ZM140 115H139V117H140ZM13 116V117H12ZM218 116V117H217ZM246 116V115H245ZM3 117V118H2ZM16 118V120H15V118ZM54 117V118H53ZM174 117H172V118H174ZM249 118H250V116H248ZM263 117V116H262ZM261 117V118H262ZM53 118V119H52ZM80 118V119H79ZM81 118H82V120H81ZM188 118V119H187ZM75 119V120H74ZM242 119V118H241ZM251 120L253 119V117L251 116V118H250ZM249 119V120H250ZM7 122H6V121ZM12 120V122H10ZM46 120H48V121H46ZM81 120V121H80ZM87 120V121H86ZM170 120H172V119H170ZM170 120H168V121H170ZM248 120V119H247ZM254 120V119H253ZM262 120V119H261ZM17 121H19V124H21L20 126H19V124H18V122ZM71 121V122H70ZM173 121H174V119H173ZM242 121V120H241ZM8 122H10L9 124H8ZM221 122V123H220ZM251 122H254V121H250V123ZM264 121L262 120V123H263ZM14 123H16V124H14ZM73 123H76L75 125L77 126V127H75V125H73ZM83 123V124H82ZM185 123H182L183 124V129H185V127H186V125H188V124H185ZM190 123V124H191ZM215 123V124H214ZM218 123V124H217ZM246 123H249V122H246ZM8 124V125H7ZM11 124V125H10ZM70 124H72L73 126H71ZM194 124H196V123H194ZM221 124V125H220ZM13 125H18V127H17V129H14V130H11V129H13ZM22 125H24V126H22ZM67 125L69 126V127H67ZM214 125H218L217 127H214ZM236 125V124H235ZM12 126V127H11ZM71 126V127H70ZM224 128H223V127ZM228 126H230V127H228ZM16 127V126H15ZM14 127V128H15ZM74 127V128H73ZM213 127H214V129H213ZM228 129V131L229 132H227V129ZM10 128V129H9ZM70 128V130H68ZM197 128V127H196ZM222 128V129H221ZM231 130H230V129ZM199 129V128H198ZM218 129V130H217ZM221 129V130H220ZM223 129H225L226 131L225 132H223ZM17 130V131H16ZM71 130H72V132H71ZM79 130V131H78ZM196 130V129H195ZM217 130V131H216ZM5 131V132H6ZM60 131V132H59ZM74 131V132H73ZM188 131V130H187ZM15 132V133H14ZM64 134H63V133ZM193 132V131H192ZM196 132H198V131H196ZM237 132V131H236ZM12 133V134H11ZM14 133V134H13ZM19 133H21V130H20V132ZM56 133V134H55ZM74 133V134H73ZM189 133H191V132H189ZM206 133H207V135H206ZM208 133H210V135L208 134ZM211 133L213 134L212 136H213V138H211ZM217 133V134H216ZM229 133V134H228ZM260 133H262V134H264V129H261V132ZM54 134V135H53ZM60 134V135H59ZM61 134H62V136H61ZM196 134V133H195ZM198 134V133H197ZM204 134V135H203ZM219 134V135H218ZM222 134V135H221ZM224 134V135H223ZM233 134V135H232ZM244 134H246V133H244ZM261 134V137L263 136ZM17 135V134H16ZM79 135L81 136V139L79 138ZM190 135H192V133L190 134ZM217 135V136H216ZM60 136L61 137H63V138H60ZM66 136V137H65ZM53 137V138H52ZM260 137V138H261ZM264 137V136H263ZM263 137H262V139H263ZM8 138H5V139H8ZM17 140V138L18 137H16V136H14L13 137V139H11V140H13L12 142H10V143H12V144H9V145H11V146H8L12 151H14V149H16V146H18V145H16L17 144V142H16V140ZM82 138H85V139H82ZM196 138V137H195ZM10 139H8L9 141H11ZM59 139H62L61 141V143H63V144H61V143H59L60 142V140ZM88 139H90V140H88ZM230 139V140H229ZM40 140V141H39ZM18 141V140H17ZM222 141H223V143L224 144H226V146L222 143ZM264 140H260V142H263ZM15 142H16V144H15ZM19 142V141H18ZM52 142V143H51ZM53 142H54V144H53ZM71 145H69L68 143ZM80 142H83V145H82V143H80ZM207 144H211V142H209L208 143V140H206L205 141ZM6 143H8V141L6 140ZM20 143V142H19ZM18 143V144H19ZM88 143V144H87ZM93 143V144H92ZM258 143V142H257ZM264 143V142H263ZM262 143V144H263ZM15 144V145H14ZM49 144V145H48ZM85 144V145H84ZM92 145L91 147L94 149V151H90V149L88 148L90 145ZM228 144V145H227ZM233 144V145H234ZM238 144V143H237ZM262 144L261 143H259V145H261L262 146ZM12 145H13V147H15V148H13L12 147ZM20 145V144H19ZM51 145V146H50ZM54 145H55V147H54ZM224 145V146H223ZM258 144H257V146H259ZM70 146V147H69ZM86 146V147H85ZM88 146V147H87ZM232 146V145H231ZM264 146V145H263ZM19 147V146H18ZM18 147H17V153L16 152H13V153H11L12 151L10 150V149H8V150H10V151H8V153L10 152V154H12L11 156L12 157H15L16 159L17 158H20L21 159V164L19 165V164H17V167H18V165L19 166H22V164H23V161H25V158H24V160H23V158H21V157H23V153H21V155L18 153L19 152V149H18ZM53 147V148H52ZM236 147V149H237V151H236V149L234 150V151H236V153L238 152V151H241V150H239V147L238 146H236V145H234V148ZM20 148V147H19ZM38 148V149H37ZM58 148H60V149H58ZM91 148V149H92ZM241 148V147H240ZM42 149V150H41ZM88 149V150H87ZM244 149V148H243ZM256 149H258L257 147H256ZM45 150V149H44ZM57 150H60L59 152L61 153H59V152H57ZM217 150H216V152H217ZM21 152H23L22 150H20ZM88 151H89V153L91 152V154L89 155V153H88ZM227 151V152H226ZM258 151V150H257ZM256 151V152H257ZM261 151H262V149H261ZM59 153L60 155H62L61 157H60V160H58V158L57 157H59V156H57L58 154H56V153ZM93 152V153H92ZM260 152V151H259ZM45 153H47V152H45ZM96 153V152H95ZM235 153V154H236ZM10 154L7 156L6 155V157H8L7 159H6V157L4 158V161H5V166H6V168L4 169V171L2 172V175H0V177L2 178V179H4L3 181H6V183H8V185H12L13 187H15V189H16V191H15V193L21 188V190L24 188V189H26L25 188V184L27 185L28 183H29V185H30V183H33L32 182V180L31 179H29V178H27V176H26V174L24 173V169L22 170V168H18V169H21L22 171H20V175L19 176H17V177H19L20 179H19V181L17 180L16 181V179H17V177H15V174L18 172V170H16V168L17 167H15L16 165L13 163L14 161H15V158H14V160L13 159H11L10 160V158H11V156H10ZM54 154L57 156H55L54 157ZM230 154V155H229ZM92 155V156H91ZM225 155L223 156V157H225ZM41 156V159H43V157ZM53 156V157H52ZM92 158H91V157ZM46 157H49V160L50 161H48V158H46ZM52 157V158H51ZM96 157V158H95ZM93 158H95V159H93ZM93 159V160H92ZM96 159H98L99 160V163L97 162V161H95ZM11 161L12 162V160H13V162L11 163V162H9V161ZM27 160V159H26ZM57 161V162H56ZM102 161H104V162H102ZM26 162V161H25ZM28 162V161H27ZM95 162H97V164L95 163ZM8 163H10L11 165L12 164H14L15 166L13 167H11V165L9 166V164ZM59 163V164H58ZM7 164H8V167H7ZM29 165V163H25V165ZM31 164V163H30ZM50 164V165H49ZM61 164H63V165H61ZM244 164V163H243ZM45 165V164H44ZM43 165V166H44ZM60 165V166H59ZM71 165V166H72ZM105 165V166H104ZM234 165H236L235 163H234ZM41 166V165H40ZM46 166H44V167H46ZM57 166H58V168H57ZM263 166H264V164H263ZM27 167V166H26ZM49 167H48V169H49ZM55 167V168H54ZM8 168H10L11 170L13 169L14 171H16L15 173H14V171H13V173L11 172V170H9ZM47 168V167H46ZM60 168V169H59ZM67 168V167H66ZM65 168V169H66ZM42 169V168H41ZM40 169V170H41ZM231 168L230 167H226V169H225V171H227V174L229 173V170H230ZM37 170H39V169H37ZM70 170H71V172H70ZM73 170V171H72ZM100 170H101V172H100ZM8 171V172H7ZM11 173V175H8V174H6V173ZM22 172V173H21ZM64 172H65V170H64ZM67 172V171H66ZM72 172H73V174H72ZM103 172H107V174L106 173H103ZM6 174V175H4V174ZM9 173V174H10ZM39 174H40V172H38ZM19 173H17V175H18ZM38 174V175H39ZM44 174V173H43ZM49 173H47V175H48ZM71 174H72V176H71ZM105 174V175H104ZM153 173H151L150 175H152ZM12 175L15 177V179L12 177ZM38 175H37V172H36V179H41L40 177H38ZM74 175V176H73ZM112 175H114V174H112ZM229 175H231V174H229ZM114 176H116V175H114ZM153 177H154V174L152 175ZM152 176H150V178L152 177ZM12 177V178H11ZM73 177V178H72ZM75 177V178H74ZM109 179H108V178ZM152 177V178H153ZM261 177V176H260ZM51 178V179H50ZM180 178H181V180H180ZM250 178V177H249ZM29 179V180H28ZM261 180H262V178H260ZM260 179H259V177H256L255 176V174H254V177L251 179L252 180V185H253V190H254V193H255V195H256V198H257V202L258 203H260L263 207H264V191H263V186H260V185H263L264 183L263 182H261L260 181ZM42 180V179H41ZM108 180H110V182H108ZM171 180V179H170ZM178 182H177V184H178V186H179V188L180 189H178V190H176V191H174V193L173 194H169V195H167V196H165L164 198H162V197H160L159 196V198H160V201H158L159 203V206L160 207H162L163 209H166V208H172V209H174L176 206H178L179 204V201H188V202H192V201H194V200H196V198L194 197V196H198V194H200L201 193V191H205L204 189H202V183H201V181H200V179H198V178H196V177H194V176H192V177H190L189 179H187V183H186V185H184V183H182L183 182V178L180 176L179 178H178ZM38 181V180H37ZM49 183H48V182ZM181 181V182H180ZM43 182H45V183H43ZM167 182H168V185H171V186H173V183H171L170 184V182H169V180H167ZM172 182H174V181H172ZM176 182V181H175ZM175 182H174V184H175ZM5 183V182H4ZM4 183H3V187L6 185V186H8L6 183H5V185H4ZM156 183V182H155ZM154 183V184H155ZM260 183H263V184H260ZM53 184H55V185H53ZM113 184L114 185H116L115 187H114V189H113V191H116L117 190V192H113V191H111V192H108L105 188H107V189H112L113 188ZM154 184H153V186H154ZM0 185H2V184H0ZM16 185H18V187L16 186ZM29 185H28V188H29ZM123 185H125V186H123ZM176 185V184H175ZM5 186V187H6ZM34 186V185H33ZM57 186V188H56V191L55 190H53V189H51L50 187H53V188H55ZM123 186V187H122ZM2 187V186H1ZM0 187V188H1ZM2 187V189H0V194H1V190H3V189H5V188H3ZM9 187V189H10V186H8ZM12 187V188H13ZM23 187V188H22ZM60 187V188H59ZM102 187V188H101ZM109 187V188H108ZM120 187V188H119ZM7 188V187H6ZM19 188V189H18ZM74 188V189H75ZM117 188V189H116ZM119 188V189H118ZM121 188H124V190L125 191H121L122 189ZM8 189V188H7ZM8 189V191H10L11 192V190H9ZM14 189V190H15ZM78 189H80V188H78ZM116 189V190H115ZM213 189V193H217L218 195H221V196H225L226 195V192H225V190H224V188L223 187H221L220 186V188H212ZM6 190V189H5ZM119 190V191H118ZM200 190V191H199ZM26 191H28L29 192V190H27L26 189ZM51 191H53V192H51ZM88 191V192H87ZM103 191H105V192H103ZM107 191V192H106ZM208 191V190H207ZM6 192V191H5ZM12 192H13V189H12ZM24 192V191H23ZM35 192H38V191H35ZM58 193V196H55V195H57V193ZM64 192V193H63ZM122 192V193H121ZM128 194H127V193ZM209 192V191H208ZM18 193V192H17ZM42 193V194H41ZM53 193H56L55 195L53 194ZM62 193V194H61ZM77 193H78V195H77ZM113 193V194H112ZM130 193V194H129ZM6 194H7V192H6ZM10 194V193H9ZM11 194H14V193H11ZM10 194V195H11ZM61 194V195H60ZM76 196H75V195ZM85 195V196H83V195ZM90 194V195H89ZM2 195V194H1ZM9 195V196H10ZM27 195H29V194H27ZM31 195H32V197H31ZM39 195H41V196H39ZM51 195H52V197H53V195H54V197L56 198H54L52 201H51V199H52V197H51ZM67 196V198L66 197H64V196ZM81 195V196H80ZM4 196V195H3ZM16 196H18V195H16ZM61 196H63L64 198H61ZM80 196V197H79ZM20 197V196H19ZM19 197H18V199H19ZM83 197V198H82ZM227 198H229L230 196H228V194H227V196H226ZM6 198H8V194H7V196L5 197V199ZM11 199H12V196L10 197ZM28 198V199H29ZM62 199V200H60V199ZM78 198L80 199V200H78ZM82 198V199H81ZM156 198V197H155ZM158 198V199H159ZM16 199H17V197H16ZM50 199V203H52V205H55V204H57L58 203V205L59 206H57V205H55V206H57V207H55L54 208V206L51 208V207H49L48 205H50V203H49V200ZM60 200V201H59ZM154 200L155 199H149L148 200V202H149V206H150V208H154V209H157V207L155 208V206H156V204H157V202H154ZM13 201H15V200H13ZM17 201H19V200H17ZM16 201V202H17ZM27 201V200H26ZM30 201V200H29ZM40 201H39V203H40ZM135 201V202H134ZM156 201V200H155ZM5 202H7V200H5ZM31 203H33L32 205H34V202L33 201H30ZM30 202H28V203H30ZM57 202V203H56ZM60 202H62V203H64L63 205H62V203L60 204ZM68 202V203H67ZM196 202H198V205L200 206V207H205V206H207V203L209 204V203H211L212 201L209 199V197H205V199H201L200 198V196L198 197V200H196ZM8 203V202H7ZM13 203V202H12ZM15 203V202H14ZM183 203H185V202H183ZM18 205H19V203H17ZM67 205V206H64V205ZM70 206H69V205ZM81 204V206H82V204H85V205H83L82 206V209L81 208H79L80 205ZM61 205V206H60ZM12 206H13V204H12ZM12 206H10V208H11V211H10V209H9V211H8V213H10V215H12L13 216V219L15 218H18V220L16 219V221H18L19 223H17L16 222V224H18L19 225V228L20 227H22V225L20 224V222L21 221H19V219L21 218L20 216H22L23 214H22V211L20 210V212L19 211H17V212H15L14 211V213H12V209H14V208H12ZM15 206V205H14ZM35 206V205H34ZM51 206V205H50ZM73 206V205H72ZM85 206V207H84ZM158 206V207H159ZM18 207H20V206H18ZM25 207V206H24ZM24 207H22L21 209L23 210V208ZM31 207H33V206H31ZM31 207H28L27 208V206H26V210H25V208H24V211H26V213H27V211H28V219H32V221L31 222H33L34 223V221H33V219L35 220L36 219V217H38V219H39V214H40V212L38 211H36V209H34L33 208V210H34V212H33V210H31L30 208ZM73 207V208H74ZM87 207H89L88 209L90 210H87ZM158 208V209H162V208ZM166 207V208H165ZM51 208V209H50ZM63 208V210H61ZM78 208V209H77ZM138 210H137V209ZM153 209V210H154ZM17 210V209H16ZM52 210V211H51ZM53 210H55V211H53ZM80 210H81V213H80ZM82 210H84V211H82ZM137 210V211H136ZM193 211L195 210V208L194 209H192ZM59 211H61V213L63 212L64 213V215L62 216V214H60L59 213ZM69 211V212H68ZM89 211V212H88ZM0 212H1V209H0ZM57 212V213H56ZM67 212L68 213H70V214H67ZM86 212H88V214H86ZM7 213V214H8ZM15 213H19L18 214V216H17V214L15 215ZM38 213V214H37ZM72 213V214H71ZM38 215V216H37ZM59 215V216H58ZM62 217H61V216ZM82 215V216H81ZM70 216V217H69ZM130 217L132 218V222L131 221H128V219H130ZM136 217V218H135ZM14 219V220H15ZM37 219V220H38ZM135 219V221H133ZM37 220H35V221H37ZM131 220V219H130ZM69 221V220H68ZM66 222H67V220H66ZM28 223V222H27ZM32 223V224H33ZM125 223V224H124ZM31 224V225H32ZM122 224H123V226H122ZM28 226H30V224H28ZM27 225H26V228L28 227ZM33 226H35V225H33ZM18 228V229H19ZM32 229L33 228H35V227H31ZM121 228H122V230L123 231H128L129 232V234L126 236V237H122L119 233H117L119 230H121ZM25 229V228H24ZM28 229L30 230V228L28 227ZM31 229V230H32ZM20 230V229H19ZM31 230L29 231V232H31ZM34 230V229H33ZM21 231H23V229L21 230ZM27 231V230H26ZM25 231V232H26ZM83 236L82 237H84V234H82ZM88 236V235H87ZM81 237V238H82ZM86 237H84V241H86V239H85ZM89 238H90V236H89ZM121 238H127V240H125V241H122V239ZM83 239V238H82ZM92 239V238H91ZM79 240H80V238H79ZM78 240V241H79ZM87 241H88V238H87ZM92 241V240H91ZM89 242H90V240H89ZM79 243V242H78ZM81 244H84V242H82ZM87 243H85V245H86ZM226 244H228V243H226ZM78 245H80V244H78ZM91 246H92V244H90ZM90 245H89V247H90ZM82 246V245H81ZM84 246V245H83ZM50 247V262L52 261L53 262V264H65L67 261V259H68V254H64V253H62V250L61 249H59V248H57L56 246H54V245H50L49 246ZM79 247V246H78ZM86 247V248H85ZM80 248V247H79ZM84 251L86 250V252L88 253V250L90 249H88L87 248V246H84ZM82 249V248H81ZM80 251V250H79ZM83 251V250H82ZM82 251H80V253H82ZM68 255V256H67ZM71 255V254H70ZM75 255V254H74ZM78 254H77V252H76V255L75 256H77ZM70 261H71V259H70ZM134 263H136V264H142L141 262L140 263H138L137 261H134Z\"/></svg>",
    "mask_w": 264,
    "mask_h": 264
}]
</instances>
